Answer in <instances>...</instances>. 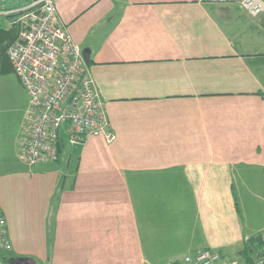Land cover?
I'll return each instance as SVG.
<instances>
[{
    "label": "crops",
    "instance_id": "0c3cea01",
    "mask_svg": "<svg viewBox=\"0 0 264 264\" xmlns=\"http://www.w3.org/2000/svg\"><path fill=\"white\" fill-rule=\"evenodd\" d=\"M241 1L56 0L90 54L115 139L61 159L62 146L58 161L33 167L18 153L2 164L17 256L185 264L211 250L227 260L264 232V13Z\"/></svg>",
    "mask_w": 264,
    "mask_h": 264
},
{
    "label": "built area",
    "instance_id": "2783aa9c",
    "mask_svg": "<svg viewBox=\"0 0 264 264\" xmlns=\"http://www.w3.org/2000/svg\"><path fill=\"white\" fill-rule=\"evenodd\" d=\"M241 5L252 17L264 13L263 0H242ZM2 25L19 29L7 56L30 99L20 161L28 167L42 161H58L57 144L62 147V130L71 146L95 137L113 142L115 134L100 94L88 73L81 48L58 18L56 0H0ZM10 249V230L0 208V253ZM221 260L218 252L201 250L184 261L219 264ZM252 264H264V256Z\"/></svg>",
    "mask_w": 264,
    "mask_h": 264
},
{
    "label": "rangeland",
    "instance_id": "374dc122",
    "mask_svg": "<svg viewBox=\"0 0 264 264\" xmlns=\"http://www.w3.org/2000/svg\"><path fill=\"white\" fill-rule=\"evenodd\" d=\"M28 104V94L15 73L0 76V168L3 163H11L12 159L15 160L16 153L19 156L22 153V147L17 152L15 140L20 138L22 132L25 131V114L29 107ZM61 138L64 146L62 159L73 151V147L67 143L64 130H62ZM18 161H20L19 158ZM237 257L236 254L231 253L228 259L234 263ZM227 260H221V264L227 263Z\"/></svg>",
    "mask_w": 264,
    "mask_h": 264
},
{
    "label": "trees",
    "instance_id": "16d2710c",
    "mask_svg": "<svg viewBox=\"0 0 264 264\" xmlns=\"http://www.w3.org/2000/svg\"><path fill=\"white\" fill-rule=\"evenodd\" d=\"M18 35L19 29L17 26H0V76L13 73V68L7 56V49L17 40ZM222 256L223 252H221ZM237 256V264H252L255 260L263 257L264 232L254 234L246 239ZM0 261L1 264H38L31 258L17 256L13 249L1 252Z\"/></svg>",
    "mask_w": 264,
    "mask_h": 264
},
{
    "label": "water",
    "instance_id": "95a60500",
    "mask_svg": "<svg viewBox=\"0 0 264 264\" xmlns=\"http://www.w3.org/2000/svg\"><path fill=\"white\" fill-rule=\"evenodd\" d=\"M83 57H84V60L86 62V65L88 67H90V63H91L90 62V54L88 52H85V53H83ZM57 149H58V153L61 154L62 153V148H61V144L60 143L57 144Z\"/></svg>",
    "mask_w": 264,
    "mask_h": 264
}]
</instances>
